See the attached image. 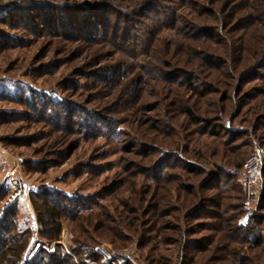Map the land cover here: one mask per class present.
Wrapping results in <instances>:
<instances>
[{"label": "rangeland", "instance_id": "rangeland-1", "mask_svg": "<svg viewBox=\"0 0 264 264\" xmlns=\"http://www.w3.org/2000/svg\"><path fill=\"white\" fill-rule=\"evenodd\" d=\"M256 146L264 0H0V223L23 263L264 264L239 184Z\"/></svg>", "mask_w": 264, "mask_h": 264}, {"label": "trees", "instance_id": "trees-1", "mask_svg": "<svg viewBox=\"0 0 264 264\" xmlns=\"http://www.w3.org/2000/svg\"><path fill=\"white\" fill-rule=\"evenodd\" d=\"M261 195H260V205L259 208L261 210H264V183L262 185ZM44 195V196H43ZM42 197L45 198V196L48 197V194H43ZM41 197V198H42ZM65 200V199H64ZM67 200V199H66ZM65 200V201H66ZM64 201V202H65ZM44 206L47 208L46 210L42 211L43 213H46V216L48 218H53L58 216L56 214V211L58 212V207H54L53 205L51 207H47L44 203ZM38 214H42L39 213ZM14 222L12 221V215L9 214L8 216L4 217L2 222L0 223V259L3 262L2 264H6L8 261V258H12L13 254H16V258L10 263V264H26L23 263L21 260V253L26 249L28 240L26 237H24L23 232L15 231ZM58 228V225H57ZM251 232V230H250ZM252 233V232H251ZM12 254V255H10ZM23 255V254H22ZM56 256H48L44 254L42 257H38L35 260L31 261L29 264H49L53 260H55ZM191 259L183 262V264H190Z\"/></svg>", "mask_w": 264, "mask_h": 264}, {"label": "built area", "instance_id": "built-area-1", "mask_svg": "<svg viewBox=\"0 0 264 264\" xmlns=\"http://www.w3.org/2000/svg\"><path fill=\"white\" fill-rule=\"evenodd\" d=\"M263 176L264 148L256 146L239 168V184L248 204L253 201L260 202L262 188L260 190L258 184L262 181ZM14 193V197L23 196L26 194L25 188L18 185ZM175 264H181V262L177 261Z\"/></svg>", "mask_w": 264, "mask_h": 264}]
</instances>
